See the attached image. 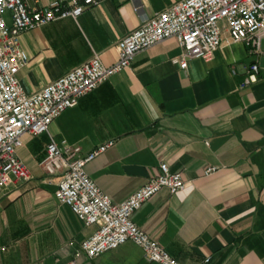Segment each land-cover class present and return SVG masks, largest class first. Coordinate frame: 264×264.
Returning <instances> with one entry per match:
<instances>
[{
    "label": "crops",
    "instance_id": "obj_1",
    "mask_svg": "<svg viewBox=\"0 0 264 264\" xmlns=\"http://www.w3.org/2000/svg\"><path fill=\"white\" fill-rule=\"evenodd\" d=\"M54 0H24L28 5ZM67 2L69 0H61ZM179 0H103L76 18H62L19 35L27 64L18 73L34 93L97 54L116 59V43ZM173 37L137 52L52 120L46 134L22 135L17 157L31 178L0 191V264H62L95 226H85L54 192L57 177L38 165L51 137L81 154L113 144L84 166L112 201L120 202L166 163L180 171L183 189L162 188L131 220L179 264H264V38L254 53L222 34L210 60L173 62ZM256 63L253 83L243 85ZM207 167L215 171L203 175ZM82 264H157L126 242Z\"/></svg>",
    "mask_w": 264,
    "mask_h": 264
},
{
    "label": "built area",
    "instance_id": "obj_2",
    "mask_svg": "<svg viewBox=\"0 0 264 264\" xmlns=\"http://www.w3.org/2000/svg\"><path fill=\"white\" fill-rule=\"evenodd\" d=\"M103 0H54L41 6L35 1L0 0V191L14 183L28 181L31 176L17 157L22 135L46 134L49 124L65 109L77 104L80 97L96 89L110 76L129 67L133 56L166 38L173 37L181 52L173 58L181 69L189 59L210 60L219 49L222 34L234 43H243L251 52L259 50L264 38V0H179L162 11L146 17L137 3L136 29L116 43V59L104 64L97 54L46 84L40 90L26 93L18 73L28 61L19 47V35L62 18L76 19L85 7ZM258 66L252 63L243 85L253 83ZM113 144L112 140L81 154L79 146L59 147L49 137L44 156L38 162L41 170L57 177L54 196L67 205L85 225L95 230L73 255L62 264H82L131 242L143 257L157 264H179L162 246L152 240L131 220L141 204L164 188L174 194L185 186L180 171H171L166 163L147 181L120 202H114L87 175L84 166ZM207 167L203 175L215 171ZM209 258L202 263L207 264Z\"/></svg>",
    "mask_w": 264,
    "mask_h": 264
}]
</instances>
